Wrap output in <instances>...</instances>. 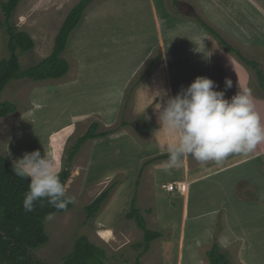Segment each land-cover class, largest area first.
I'll use <instances>...</instances> for the list:
<instances>
[{
	"label": "rangeland",
	"instance_id": "rangeland-1",
	"mask_svg": "<svg viewBox=\"0 0 264 264\" xmlns=\"http://www.w3.org/2000/svg\"><path fill=\"white\" fill-rule=\"evenodd\" d=\"M174 1L178 3L175 5ZM78 2L20 1L12 25L34 41L31 52L19 54L22 68L37 64L50 55L58 30ZM2 19L0 12V21ZM198 19L213 28L218 39L207 33L197 23ZM253 36L262 41L261 46L249 41ZM5 39L3 30H0V61L8 55ZM220 39L257 65L262 82L257 71L221 45ZM151 57L157 60L155 66L166 64L174 96L180 91V83L192 82L199 76L213 80L218 86L215 90L225 91L226 79L233 81L236 73H244L249 78L246 84L250 85L251 93L254 91L253 94L263 97L264 0H96L84 12L69 37L63 54L70 65L66 76L37 83L21 80L7 85L0 95V103L11 102L17 110L0 118V154L11 164L24 153L39 150L42 156L56 159L60 172L66 168L70 148L91 124H98L99 133L109 131L116 134L112 138L109 135L87 141L73 158L65 185L66 196L75 197L76 202L67 212L45 220L47 243L32 251L41 264H62L76 239L82 235L101 251L103 264H135L137 261L140 264H178L179 258L180 264H209L207 253L211 246L196 250L192 233L184 235L181 240L174 239V230L162 231L168 227L160 226V231L157 226L159 197L158 194L155 197L156 185L151 169L162 167L165 161L146 165L140 172L143 161L150 157L149 151L154 150L151 141L158 129L150 118L159 99L147 98L142 111H136L137 92L147 80L132 92L125 110L124 95L129 80L133 81L134 72ZM95 76L102 80V85L97 84ZM239 83L237 80L226 91L243 90ZM257 100L254 98V103L263 122L264 105ZM154 114L156 117L158 113ZM138 120L144 121L148 129L146 136L133 128ZM123 123L127 126L121 127ZM166 142L168 146L176 143L169 136ZM259 147L263 148L264 143L256 148ZM188 162L187 168H191L193 159L188 158ZM165 175L171 176L172 171L166 169ZM219 179L225 181V176ZM113 183L116 187L101 210L89 219L84 208ZM167 185L170 184L167 182ZM204 189L213 191L212 196L220 195L207 184H202L193 202H200L201 196L205 195L203 201L210 203L206 210H211L218 199L208 196ZM134 198L147 228L161 233V238L153 241L146 252L143 232L135 220L126 218ZM163 200L167 205L171 201L166 197ZM256 201L260 206H256V212L264 220V191ZM169 210V214L176 212ZM249 210H243L242 219L247 218ZM222 217L220 214L215 236L223 231ZM249 226V232L243 227L240 230L238 225L237 230H231L226 236L224 250L216 240L212 243L227 253L229 264H264V222L253 218ZM105 237L107 239H103ZM162 242L167 245L160 248ZM163 248L168 249L167 257L162 255ZM238 253H243L244 260Z\"/></svg>",
	"mask_w": 264,
	"mask_h": 264
},
{
	"label": "trees",
	"instance_id": "trees-1",
	"mask_svg": "<svg viewBox=\"0 0 264 264\" xmlns=\"http://www.w3.org/2000/svg\"><path fill=\"white\" fill-rule=\"evenodd\" d=\"M21 0H5L0 2V12L3 16L0 21V30H3L6 39L5 47L7 57L0 61V95L11 82L21 80H29L33 83L48 80H58L66 76L70 70V65L63 58L69 37L82 20L84 12L96 0H79L66 15L57 35L54 39V45L50 55L37 64L22 68L19 62V54H26L33 50L34 41L23 31H18L12 25V18L17 10ZM178 2L174 1L176 5ZM197 23L209 34L218 39L217 33L206 22L198 19ZM221 40V39H220ZM223 45L230 52L243 61L247 66L255 69L257 75L262 82L261 73L257 69V65L246 60L234 48L227 45L221 40ZM156 59L151 57L142 67L139 73L134 77L133 81L128 85L124 95V106L131 101L132 92L137 89L141 83L149 78L155 69ZM16 107L11 102L5 101L0 103V118H5L16 112ZM125 110V109H124ZM127 126L123 123L121 127ZM98 124L93 123L87 129L86 133L76 140L70 148L66 158V168L58 172L61 182L66 183L69 178V167L79 152L81 147L90 140H98L112 135L109 131L98 132ZM167 154L158 155L143 161L141 170L147 165H152L158 161H166ZM13 164L9 163L0 154V264H41L38 262L32 251L40 248L47 243V235L44 230V222L49 213L62 214L71 208V204L67 206V210L57 211L55 208L47 205L44 207L37 204L35 211L24 212L22 201L24 193L28 190L29 181L17 177L13 171ZM116 184L113 183L105 191H103L91 204L84 208L86 216L94 218L102 206L112 193ZM129 220H135L137 226L143 232L144 251L149 250L150 244L161 238V233L147 228L144 217L136 207L135 198L132 200L131 209L126 214ZM101 251L94 246L86 236L78 237L74 243L72 251L65 256L62 264H103L101 259ZM209 264H229L227 253L214 243L207 253ZM135 264H140L138 261Z\"/></svg>",
	"mask_w": 264,
	"mask_h": 264
},
{
	"label": "clouds",
	"instance_id": "clouds-1",
	"mask_svg": "<svg viewBox=\"0 0 264 264\" xmlns=\"http://www.w3.org/2000/svg\"><path fill=\"white\" fill-rule=\"evenodd\" d=\"M225 91L233 82L226 79ZM216 83L203 76L195 80L175 96L167 92H155L161 98L158 123L161 129L173 135L176 143L165 146L167 169L178 168L184 159L192 158L201 165L209 162L222 164L229 156L251 154L257 145L264 143V123L256 109L251 90H239L230 99L225 91L215 90ZM58 164L39 150L26 152L13 163L12 171L21 179L29 181L24 193V212H33L37 204L47 205L57 211L67 210L75 197L66 196V185L61 182ZM55 213L46 217L51 220Z\"/></svg>",
	"mask_w": 264,
	"mask_h": 264
},
{
	"label": "crops",
	"instance_id": "crops-1",
	"mask_svg": "<svg viewBox=\"0 0 264 264\" xmlns=\"http://www.w3.org/2000/svg\"><path fill=\"white\" fill-rule=\"evenodd\" d=\"M197 30H200L198 26ZM200 32H202V30H200ZM203 33L205 32L203 31ZM251 40L254 43L253 45H256L258 47L261 46L262 41L259 38H256V36L250 38L249 41ZM142 67L139 66L131 78L134 79V77L139 73ZM158 70H160V78L158 79L157 83L155 82L154 78ZM253 76L254 75H252L251 77ZM96 77L97 76H95L94 78L96 81L98 80L97 84L102 85V80ZM233 77L236 78L232 81L233 86L236 84L237 80H239V86L244 87V89H250V85L247 86L246 84V79L249 80V78H247L244 73H238V75L236 73ZM129 81L131 82L132 79H130ZM192 82L188 81L184 84L180 83V89L178 88V90H181L182 87L186 88ZM158 89L162 90L163 92H167L168 96H174L172 83L165 63L157 65L151 78L148 79L143 87L137 92V107L135 108L137 112L142 111L144 102L147 100V98L152 97L155 92L159 91ZM229 92L230 93L225 91L226 99H230L238 91L230 90ZM253 95L254 98H258L257 101L261 105H264V96L261 97L258 94ZM156 99L161 100V98ZM160 104H162V102ZM158 108L159 105L152 110V117L150 118L151 122H153L158 129V131H156L154 134V140L151 141L152 145L154 144V150L149 151L148 155L150 157L167 154L164 151L165 146H168V143L166 142V132L164 129H161L158 123V119L156 120V118L154 117V113L160 111H158ZM262 123H264V120ZM170 138L173 142L176 141L175 137ZM186 164H189L188 158L184 159L180 167L169 169L172 171V175L169 177L165 175V171L167 169L165 167V164H163L160 168L151 169V173L156 185L155 197L157 196V194L159 197L158 205H156L158 207L156 210V221L159 230L160 226L168 227L164 230L162 228L161 229L162 231H169V228L174 230L175 234H173V238L176 239L178 237L180 240L184 237V235H189L190 233H192L191 235L195 237L193 248L196 250L199 249V247L204 246L212 247V243L215 240L224 250L225 239H227L226 236H229L228 234L231 230H237V225L239 226L240 230L244 228L249 232L251 230L249 225H252L253 218H256L258 222H264L262 215L259 216V214L256 212L258 211L256 206L260 208L256 200H258L262 191H264V147L256 148L251 154L247 156H229L222 164L219 165L215 164L214 162H209L206 165H201L194 159L191 168H187ZM222 176H225V181H220L219 178ZM167 182L169 184L172 183L176 185L178 190L168 192L166 190V187L168 186ZM202 184H207L216 192L220 193V195L212 196L214 193L213 191H211L210 189H204V191L208 193V196H212L214 199H216L217 197L218 199V202L215 203V206L211 208V210H206L207 208H209L210 203L208 201H203L205 195L201 196L200 202H193V198L197 191L201 189ZM156 189L158 193L156 192ZM162 190L163 193L161 194ZM165 197L166 199L169 198L171 200L169 205H167L166 202L164 203L165 200H163V198L165 199ZM172 205H174L175 207ZM168 207L174 212L176 210V212L174 214H169L170 210ZM245 208H249L251 210L247 212V218L242 219L244 218L242 217V212ZM220 214H223V217L220 221L223 224V231L215 236L214 234L216 232ZM257 214L258 219L256 216ZM166 242H169V240H167ZM165 245L167 244L162 242L160 248H162V246L165 247ZM163 249L164 251H162V255H166L168 249ZM239 255L240 258L244 260L242 258L243 253L242 255L241 253ZM178 264H180V258Z\"/></svg>",
	"mask_w": 264,
	"mask_h": 264
},
{
	"label": "flooded vegetation",
	"instance_id": "flooded-vegetation-1",
	"mask_svg": "<svg viewBox=\"0 0 264 264\" xmlns=\"http://www.w3.org/2000/svg\"><path fill=\"white\" fill-rule=\"evenodd\" d=\"M133 128L142 136H146V134L148 133V129L145 126V123L143 120H138L134 123Z\"/></svg>",
	"mask_w": 264,
	"mask_h": 264
},
{
	"label": "bare ground",
	"instance_id": "bare-ground-1",
	"mask_svg": "<svg viewBox=\"0 0 264 264\" xmlns=\"http://www.w3.org/2000/svg\"><path fill=\"white\" fill-rule=\"evenodd\" d=\"M160 70H158L157 72H156V76H155V82H157L158 83V79L160 78V72H159ZM159 73V74H158ZM160 82V81H159ZM162 86V85H161ZM159 90V92H161V93H164L162 90H160V89H158ZM161 102H162V104L161 105H163V100L161 99ZM160 110H162V107H161V109ZM157 113H159V112H157ZM159 115V114H158ZM154 117H155V115H154ZM157 117L158 116H156L155 118L157 119ZM167 136H169V137H172V138H174V136L173 135H171V134H169V133H166V137ZM124 146V148H127V147H125L126 145H123ZM98 154H99V156H101L102 154L100 153V151H98ZM104 157V156H103ZM53 160H55L56 161V159H54V158H52ZM129 168V167H128ZM168 187V186H167ZM166 187V188H167ZM162 206V205H161ZM102 230V229H101ZM107 230V229H106ZM110 230V229H109ZM100 233V232H99ZM102 233H103V231H102ZM112 233V232H111ZM108 234V233H107ZM108 237H110V238H112V236H108ZM103 239H107L106 237L105 238H103ZM108 241V240H107Z\"/></svg>",
	"mask_w": 264,
	"mask_h": 264
},
{
	"label": "built area",
	"instance_id": "built-area-1",
	"mask_svg": "<svg viewBox=\"0 0 264 264\" xmlns=\"http://www.w3.org/2000/svg\"><path fill=\"white\" fill-rule=\"evenodd\" d=\"M175 189H178V188H177V186L174 185V184H170V185L166 188V190H167L168 192H172V191H174Z\"/></svg>",
	"mask_w": 264,
	"mask_h": 264
},
{
	"label": "water",
	"instance_id": "water-1",
	"mask_svg": "<svg viewBox=\"0 0 264 264\" xmlns=\"http://www.w3.org/2000/svg\"><path fill=\"white\" fill-rule=\"evenodd\" d=\"M156 67H157V66H156ZM155 69H156V68H155ZM155 69H154V71H155ZM154 71H153V72H154ZM153 72H152V74L149 76L148 79L151 78V76L153 75ZM148 79H147V80H148ZM160 103H161V100L159 99V103H158V104H160ZM158 104H157V106H158ZM157 106H156V107H157ZM119 134H120V133H119ZM117 135H118V134H117ZM114 136H116V134H115V135L113 134L112 136H109V138H112V137H114Z\"/></svg>",
	"mask_w": 264,
	"mask_h": 264
}]
</instances>
